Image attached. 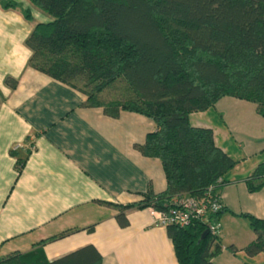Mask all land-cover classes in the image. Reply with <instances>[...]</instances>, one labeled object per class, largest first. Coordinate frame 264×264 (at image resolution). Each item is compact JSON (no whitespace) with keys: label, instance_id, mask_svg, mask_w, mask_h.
<instances>
[{"label":"crops","instance_id":"crops-1","mask_svg":"<svg viewBox=\"0 0 264 264\" xmlns=\"http://www.w3.org/2000/svg\"><path fill=\"white\" fill-rule=\"evenodd\" d=\"M49 19L27 0H0V256L40 247L51 261L92 245L100 264H177L165 227L148 208L124 210V226L115 220V205L165 188L159 159L137 149L153 121L127 110L108 116L29 66L24 39ZM188 119L209 128L236 161L219 191L221 248L211 261L264 264V252L243 251L254 233L241 216L264 218V186L249 192L244 181L264 162V117L253 102L223 96Z\"/></svg>","mask_w":264,"mask_h":264},{"label":"trees","instance_id":"trees-1","mask_svg":"<svg viewBox=\"0 0 264 264\" xmlns=\"http://www.w3.org/2000/svg\"><path fill=\"white\" fill-rule=\"evenodd\" d=\"M27 1L50 18L35 23L24 39L29 66L78 90L87 106L101 107L108 116L127 110L154 123L137 149L159 159L165 188L115 205L117 224H127L128 208L168 212L183 196L209 195L220 202L219 191L228 182L224 175L236 161L215 145L209 128L192 126L188 116L231 96L253 102L264 117V0ZM114 83L121 84L124 97L99 98ZM244 181L249 192L263 187L264 162ZM221 210L222 205L215 218ZM241 216L254 233L244 253L264 252V218ZM165 230L177 264H214L211 257L221 246L203 222ZM100 259L92 245L51 261L36 247L0 256V264H100Z\"/></svg>","mask_w":264,"mask_h":264},{"label":"built area","instance_id":"built-area-1","mask_svg":"<svg viewBox=\"0 0 264 264\" xmlns=\"http://www.w3.org/2000/svg\"><path fill=\"white\" fill-rule=\"evenodd\" d=\"M221 209V204L209 195L200 197L183 196L174 200V207L168 212L157 211L148 207L154 222L160 226H185L191 220L197 219L205 224V229L211 235H217L219 222L215 213Z\"/></svg>","mask_w":264,"mask_h":264},{"label":"rangeland","instance_id":"rangeland-1","mask_svg":"<svg viewBox=\"0 0 264 264\" xmlns=\"http://www.w3.org/2000/svg\"><path fill=\"white\" fill-rule=\"evenodd\" d=\"M122 86L120 83H114L110 87L105 88L100 92L99 98L101 99H112L113 97H124L122 96Z\"/></svg>","mask_w":264,"mask_h":264}]
</instances>
